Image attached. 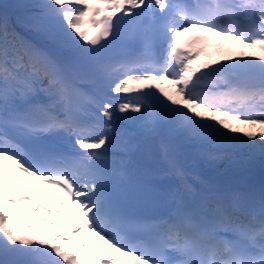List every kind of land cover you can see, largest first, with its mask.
I'll list each match as a JSON object with an SVG mask.
<instances>
[{"label":"snow or ice","instance_id":"snow-or-ice-1","mask_svg":"<svg viewBox=\"0 0 264 264\" xmlns=\"http://www.w3.org/2000/svg\"><path fill=\"white\" fill-rule=\"evenodd\" d=\"M16 7L0 15V264H264V184L195 171L264 158V0Z\"/></svg>","mask_w":264,"mask_h":264},{"label":"rangeland","instance_id":"rangeland-1","mask_svg":"<svg viewBox=\"0 0 264 264\" xmlns=\"http://www.w3.org/2000/svg\"><path fill=\"white\" fill-rule=\"evenodd\" d=\"M32 1L34 2V0ZM177 2H179V0H177ZM245 51H253V50L249 49ZM205 59H206L205 56H201L200 59L197 61V63L203 62ZM133 94L135 95V93ZM119 121L124 122L125 124L124 127L118 126L119 130H121L122 132H127L131 130L132 128L131 121H126L123 119ZM191 151H192L191 154H193L197 151V149L194 148ZM110 155H112L114 158L117 156L116 153L114 152L111 153ZM262 168L264 169V158L257 156L253 160H248L243 153H233L231 156L226 155L223 159L215 161L211 167L208 165L207 162L204 161H197L195 164V171H197L205 178L216 177L242 186H245L247 180L252 179L254 185L256 184L257 180H264V173L260 171ZM255 186H257V184ZM33 215H31L30 217L33 218H35L36 216L40 217L37 220L41 218L48 220L53 219L52 217H41L38 214H33ZM29 219L31 220L32 218ZM61 223L63 224V217H61ZM61 230H63V228Z\"/></svg>","mask_w":264,"mask_h":264},{"label":"bare ground","instance_id":"bare-ground-1","mask_svg":"<svg viewBox=\"0 0 264 264\" xmlns=\"http://www.w3.org/2000/svg\"><path fill=\"white\" fill-rule=\"evenodd\" d=\"M32 2H33L32 0H0V15H3L5 13V11H6L8 16H9V18H10V20L15 19L16 16L21 15V14H23V13H25L27 11V9L18 8V7H16V5L29 4V3H32ZM94 2H95V0H93V3ZM175 2H177V0H175ZM100 6L102 7L103 5H100ZM83 27H84V30L89 32V35H91L95 31V28H93L88 23V18L87 17L85 18V23H84ZM232 43H235V42H232ZM239 47H242V46H239ZM163 83H165L167 85L166 81L163 82ZM130 95L133 96L134 94H130ZM116 125L115 126L118 129H119L118 126H122V127L125 126L124 122H121V121H118L116 123ZM152 142L153 141H148V142L142 141L141 144H140V148H139V155H141V156L148 155L147 154L148 148L150 147ZM173 143L175 144V146L178 149H180L181 151L191 155L192 151L187 147L186 143H184V142H182L180 140H175V141H173ZM119 151H120V149L118 147H114L113 152L116 153V155L119 153ZM157 152H159V146L157 148ZM257 171H259V170H257ZM260 171H262L264 173V169L263 168ZM256 184H257V186H255ZM256 184L254 185L253 180L251 179V180H247L246 181L245 186L253 185L256 188H259L262 184H264V180H257ZM20 215H29V214L21 213ZM30 216L31 215H29V218H32L31 220H34V221H37V219L40 218L38 216H36L35 218L30 217ZM33 216H35V215H33Z\"/></svg>","mask_w":264,"mask_h":264},{"label":"water","instance_id":"water-1","mask_svg":"<svg viewBox=\"0 0 264 264\" xmlns=\"http://www.w3.org/2000/svg\"><path fill=\"white\" fill-rule=\"evenodd\" d=\"M149 154L152 156L154 154V151L149 148L148 150Z\"/></svg>","mask_w":264,"mask_h":264},{"label":"trees","instance_id":"trees-1","mask_svg":"<svg viewBox=\"0 0 264 264\" xmlns=\"http://www.w3.org/2000/svg\"><path fill=\"white\" fill-rule=\"evenodd\" d=\"M247 162V161H246Z\"/></svg>","mask_w":264,"mask_h":264}]
</instances>
